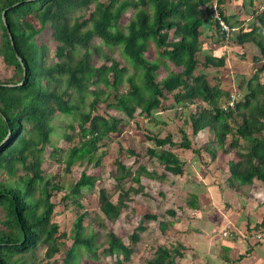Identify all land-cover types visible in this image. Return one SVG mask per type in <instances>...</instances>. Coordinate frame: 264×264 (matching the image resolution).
Masks as SVG:
<instances>
[{"label": "trees", "instance_id": "obj_1", "mask_svg": "<svg viewBox=\"0 0 264 264\" xmlns=\"http://www.w3.org/2000/svg\"><path fill=\"white\" fill-rule=\"evenodd\" d=\"M215 2L236 29L230 43L238 58L244 65L250 62L249 77L237 80L242 98L233 111L223 109L231 91L219 77L227 74L228 60L225 38L211 18ZM231 2L0 0V58L12 72L0 78V264H44L57 255L60 264H80L82 257L99 260L101 251L116 256L119 264L129 261L147 227L137 226L126 244L106 222L115 224L133 196L144 193L142 178L162 182L168 175L185 174L183 153L173 147L190 150L203 164L204 155L212 162L220 153H234L231 186H249L255 179L264 183V7L255 9L253 0L247 1L253 20L244 26L238 16L228 14ZM6 9L15 46L2 21ZM48 31L54 48L40 41ZM247 44L256 52H247ZM107 48L118 49L132 70L107 54ZM95 56L105 57V63L95 65ZM180 106L186 118L178 129L182 141L176 144L173 132L161 134L159 127L167 125L162 113ZM137 117L147 124L136 127L147 133L151 145L145 155L134 146L118 145L113 161L116 201L106 188L97 189L100 176L87 171L70 185L60 172L42 176L46 160L65 164V173L77 162L100 168L113 137ZM59 118L69 122L58 133L54 122ZM184 127L193 137L205 130L210 137L194 148ZM55 136L66 139L68 148L57 146ZM125 154L134 157L132 166L123 162ZM145 156L155 159L163 172L149 170L142 162ZM62 192L59 204L72 206L75 213L69 232L54 221L57 204L52 199ZM93 195L104 216L100 221L84 203ZM196 197L188 193L186 206L193 207ZM166 214L177 217L174 209ZM144 218L158 222L163 233L174 223L156 213ZM95 221L106 231L103 239L92 230ZM182 249L180 244L158 245L145 264H177Z\"/></svg>", "mask_w": 264, "mask_h": 264}, {"label": "rangeland", "instance_id": "obj_2", "mask_svg": "<svg viewBox=\"0 0 264 264\" xmlns=\"http://www.w3.org/2000/svg\"><path fill=\"white\" fill-rule=\"evenodd\" d=\"M129 14H126L122 18V24L125 25L128 22ZM41 42H47L51 48H54L55 43L50 39V32L44 33L41 38ZM229 47L226 55L229 58L228 61V71L225 76H219L223 79V84L226 85L231 93H237L241 97V91L238 88V79H246L248 78V70L246 69V65L250 64L247 62L245 65L244 62L238 58L237 52L235 51L234 47L231 44L226 46ZM107 54H110L116 60H118L122 65L128 66L129 70H132L128 65V62L122 56L121 52L115 48H107ZM105 57H94V63L97 66L102 65L105 63ZM11 71H9L3 60L0 58V78L10 77ZM127 86L122 87V90H125ZM242 98V97H241ZM102 108H104L102 106ZM182 107H175L169 108L167 111L162 113L163 118L167 121V125L159 128L162 129L161 134H165L167 132H173V141L176 144H179L182 141L181 135L178 133V129L183 126L185 121V115L181 116L180 109ZM67 119L59 118L55 120V124L57 126V131L62 132L63 129L68 125ZM136 123L143 126L147 125L144 123V120L141 117H137L133 121H126L121 126V133L119 135H115L113 140L111 141L110 148L108 150V156L104 158L102 166L98 169H91L86 163L77 162L73 168L71 173H65V164L62 166L55 165L51 163L49 160H46L43 165V174L44 178L51 176L56 172H60L63 175V182L67 185L74 180H77L80 176L82 171H87L89 174H93L96 176H100V181L98 182L97 189L99 188H106L108 191L114 194L113 200H117V194L114 193L115 191V181L113 179V175L116 172L115 166L113 164L114 159L116 158V149L119 144L123 146H134L137 149V152H141L145 155V149L149 147L150 142L146 138L147 133L138 132ZM150 126V125H148ZM165 128V129H164ZM187 134L189 135V139L191 140V144L194 148H200L203 144V141L206 138V133L201 132L196 137H193L192 131L188 127H184ZM210 134V132L208 131ZM53 142L64 149H67L69 146V142L60 137H53ZM168 148V147H167ZM172 150H176L177 153H183L181 158L185 166H188L189 169H186V176L180 177H172L168 175L169 178H166L164 181L159 180H150L147 178H142V184L145 187V191L143 194L133 196L134 202L128 203V207L124 209L123 214L120 216L118 221L115 224H110L106 222L109 228H112L118 234L123 237V240L126 244H130V235L134 232V229L139 225H145L147 227V231L141 233V240L140 242L134 246L135 247V254L129 261H124L123 264H145L146 260L152 256L153 250L156 246L161 244H167L172 241L173 237L171 234L166 231L165 233L161 232L158 228L159 223L156 221H148L144 218L145 214L148 213H156L162 217L163 221H174L177 220L181 216V212L184 208H182L186 201V196L188 194V190L191 189L192 184L187 183L186 180L190 176L189 171L195 172L193 170V161L195 159H199L196 155H194L190 150L183 151L178 149V147H173ZM123 162L128 165L132 166L134 162V157H129L128 155L123 156ZM204 160L206 157L204 156ZM199 160L195 161L198 162ZM145 163L149 170L158 171V173H162V168L159 167L158 163L155 159L150 160L147 156L142 161ZM203 162V161H201ZM20 175L18 176V178ZM143 192V191H142ZM64 193L57 194L53 197V202L57 204L56 214L54 216V221L57 222L60 226V230L63 232H69L72 226V223L75 219V213L73 211V207L65 208L63 205L59 204L61 200V196ZM87 209L92 214L93 218L100 221L104 216L101 214L98 206L97 195H93L88 197L86 201H84ZM168 209H174L177 213V217L172 218L171 216L166 214ZM98 221H95L92 230L93 232H97L101 239H103V235H105L106 231L99 227ZM89 222V220H88ZM173 234V233H172ZM71 241L68 242L70 244ZM101 258L97 261L90 260L85 257L81 258L80 264H119L117 262L116 256H104L102 255V251L100 254ZM60 255H57L51 261L45 262L44 264H60ZM123 258V257H122Z\"/></svg>", "mask_w": 264, "mask_h": 264}, {"label": "crops", "instance_id": "obj_3", "mask_svg": "<svg viewBox=\"0 0 264 264\" xmlns=\"http://www.w3.org/2000/svg\"><path fill=\"white\" fill-rule=\"evenodd\" d=\"M247 1L250 0H232L227 6L228 14L238 16L244 26L253 20V9ZM253 5L262 10L264 0H253ZM204 42L208 44L210 40L204 38ZM224 44L226 54V46L234 45ZM244 49L256 52L253 44ZM226 58L229 61L227 55ZM204 132L203 143L210 137L208 130ZM204 156V164L199 159L193 161L195 172L189 171L191 180H186L192 184L188 193L197 196L194 206L184 204L182 217L171 221L173 226L167 230L174 237L164 245H182L184 256L177 259V264H264V246L253 239L254 232L264 229V183L255 179L249 186L232 187L229 163L237 160L236 155L220 153L212 162L208 155Z\"/></svg>", "mask_w": 264, "mask_h": 264}, {"label": "built area", "instance_id": "obj_4", "mask_svg": "<svg viewBox=\"0 0 264 264\" xmlns=\"http://www.w3.org/2000/svg\"><path fill=\"white\" fill-rule=\"evenodd\" d=\"M212 21L218 25L219 32L225 38V43H230L231 36L236 29L231 28L222 17L218 4L215 2L212 6ZM241 97L237 93H231L229 98L223 104V109L225 111H233L236 109V105L240 101ZM226 235V233H224ZM253 239L264 246V229L256 231L253 233Z\"/></svg>", "mask_w": 264, "mask_h": 264}, {"label": "water", "instance_id": "obj_5", "mask_svg": "<svg viewBox=\"0 0 264 264\" xmlns=\"http://www.w3.org/2000/svg\"><path fill=\"white\" fill-rule=\"evenodd\" d=\"M6 14H7V9L4 10L3 13H2V21H3V23H4V25H5L6 29H7V32H8V35H9V38L11 40L12 45L15 46V44L13 42V37H12L11 30H10V26H9V24L7 22ZM16 56H17L18 60L20 61L21 65H23V62H22L21 58L19 57L18 53H16ZM25 76H26V71L24 70V77ZM20 85H22V83L15 84V85L14 84H9L8 86L14 87V86H20Z\"/></svg>", "mask_w": 264, "mask_h": 264}]
</instances>
